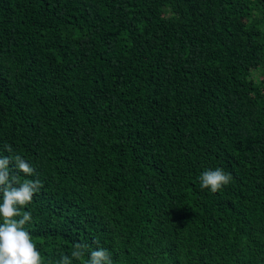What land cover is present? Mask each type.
<instances>
[{
	"label": "trees",
	"instance_id": "obj_1",
	"mask_svg": "<svg viewBox=\"0 0 264 264\" xmlns=\"http://www.w3.org/2000/svg\"><path fill=\"white\" fill-rule=\"evenodd\" d=\"M0 154L45 264H264V0H0Z\"/></svg>",
	"mask_w": 264,
	"mask_h": 264
},
{
	"label": "clouds",
	"instance_id": "obj_2",
	"mask_svg": "<svg viewBox=\"0 0 264 264\" xmlns=\"http://www.w3.org/2000/svg\"><path fill=\"white\" fill-rule=\"evenodd\" d=\"M5 151L11 153V145H5ZM11 165V167H10ZM23 174L24 179H21ZM35 169L20 155L4 156L0 154V264H45L31 233L26 225L31 223L30 211L21 209L32 202L43 187L39 179L33 177ZM232 180L230 173L222 168L206 170L199 177L200 187L213 193L228 185ZM97 243V241H93ZM88 259L84 264H113L112 253L102 247L91 249L87 243H76L71 257L63 256L59 264H72L73 258Z\"/></svg>",
	"mask_w": 264,
	"mask_h": 264
}]
</instances>
